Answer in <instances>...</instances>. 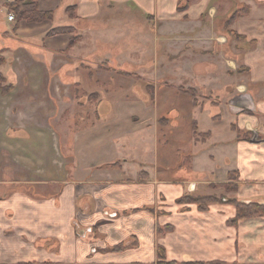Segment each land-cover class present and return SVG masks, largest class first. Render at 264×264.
Masks as SVG:
<instances>
[{
  "label": "crops",
  "instance_id": "obj_1",
  "mask_svg": "<svg viewBox=\"0 0 264 264\" xmlns=\"http://www.w3.org/2000/svg\"><path fill=\"white\" fill-rule=\"evenodd\" d=\"M15 1L0 0V264H157L158 246L167 262L264 264V216L228 225L234 207L213 203L201 211L180 200L198 181L168 178L165 165L151 169L133 157L127 141L145 132L149 112L132 122L130 103L99 99L93 121L72 119L79 32L72 45L70 34L47 33L79 31L83 21L97 20L105 0H31L52 13L41 22H17L8 8ZM246 2L247 15L232 29L253 45L239 71L226 73L236 85L228 109L237 122L230 125L241 137L230 128L234 137L220 141L207 130V140L194 145L216 147L225 178L237 171L238 200L264 203V0ZM196 9L190 5L185 15ZM229 58L227 68H236ZM243 94L253 106L233 110L231 100ZM167 225L172 230H158Z\"/></svg>",
  "mask_w": 264,
  "mask_h": 264
},
{
  "label": "rangeland",
  "instance_id": "obj_2",
  "mask_svg": "<svg viewBox=\"0 0 264 264\" xmlns=\"http://www.w3.org/2000/svg\"><path fill=\"white\" fill-rule=\"evenodd\" d=\"M135 2L136 7L105 0L97 20H91L96 24L83 21L75 31L74 35L79 32L75 65L80 63L81 68L73 75L79 87L72 91V119L87 118L84 124L93 121L99 99L102 105L111 100L130 103L132 122H139L149 112L145 132L127 141L133 157L149 163L151 169L157 162L165 165L168 178L198 181L192 195H210L218 206L234 207L233 200H238L234 171L225 178L221 170L226 161L216 147L194 143L206 141L207 130L220 141L235 135L231 129L236 124L230 123L237 121L228 109V100L236 85L227 81L226 73L239 71L240 57L253 43L232 32L238 18L231 24L227 21L250 4L246 0H209L204 7L203 0H169L160 8L158 0L149 5L145 0ZM187 5L198 7L188 17ZM64 20L58 24H67ZM230 56L236 68H227ZM194 124L203 132L195 134ZM206 180L216 181L206 184Z\"/></svg>",
  "mask_w": 264,
  "mask_h": 264
},
{
  "label": "trees",
  "instance_id": "obj_3",
  "mask_svg": "<svg viewBox=\"0 0 264 264\" xmlns=\"http://www.w3.org/2000/svg\"><path fill=\"white\" fill-rule=\"evenodd\" d=\"M9 10L14 13V16L16 17V21L18 22L21 19H24L28 22H41L43 20L51 19L52 13L41 11L39 10L37 4L34 1L31 0H18L11 4H9ZM188 8V5L186 9ZM185 9V10H186ZM249 7L245 6L240 10H236L227 21L228 24H231L234 20L237 18L244 16L248 13ZM75 29L71 26L67 27H56L48 31L47 35H56V34H70L69 42L70 44L75 43V39L77 38V35H74ZM238 38H244L241 35L236 34L234 31H232ZM253 43V41H251ZM0 62H2V59H0ZM3 80L2 76L0 75V82ZM233 130L238 132L237 139H239L241 136V132L238 131L237 127L233 126ZM193 132L196 134L198 132L196 124L193 126ZM242 136L245 138H248L250 136L249 132H242ZM235 179L237 180L238 173L237 171L233 172ZM229 176V174H227ZM238 187V185H237ZM183 202H190L195 203L197 205V208L199 210H206L209 204L216 203L218 200L210 195H184L181 199ZM233 205L235 208V215L228 220V223L231 225L236 224L240 220L245 219H251L255 217H263L264 216V203H258V202H244L241 200H233ZM159 231L163 230H172V227L167 225L164 227H159ZM157 253L159 256V261L157 264H236L234 262L232 263H226L221 260H211V261H195V262H181L178 263L177 261H164L165 260V252L164 249L160 246L157 248Z\"/></svg>",
  "mask_w": 264,
  "mask_h": 264
},
{
  "label": "water",
  "instance_id": "obj_4",
  "mask_svg": "<svg viewBox=\"0 0 264 264\" xmlns=\"http://www.w3.org/2000/svg\"><path fill=\"white\" fill-rule=\"evenodd\" d=\"M249 99V96L246 94L238 95L231 100V108L233 110H239L241 108L252 107L253 105Z\"/></svg>",
  "mask_w": 264,
  "mask_h": 264
},
{
  "label": "built area",
  "instance_id": "obj_5",
  "mask_svg": "<svg viewBox=\"0 0 264 264\" xmlns=\"http://www.w3.org/2000/svg\"><path fill=\"white\" fill-rule=\"evenodd\" d=\"M13 18H14V16H13L12 14H9V15H8V19H9V20H13Z\"/></svg>",
  "mask_w": 264,
  "mask_h": 264
}]
</instances>
